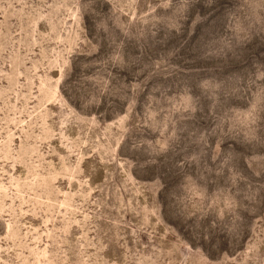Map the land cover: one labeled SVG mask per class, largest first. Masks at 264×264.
I'll return each instance as SVG.
<instances>
[{
	"label": "rangeland",
	"instance_id": "1",
	"mask_svg": "<svg viewBox=\"0 0 264 264\" xmlns=\"http://www.w3.org/2000/svg\"><path fill=\"white\" fill-rule=\"evenodd\" d=\"M0 264H264V0H0Z\"/></svg>",
	"mask_w": 264,
	"mask_h": 264
}]
</instances>
